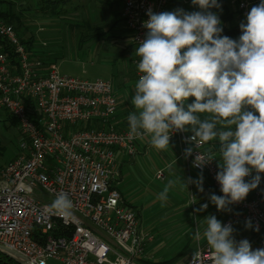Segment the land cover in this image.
Wrapping results in <instances>:
<instances>
[{"label": "built area", "instance_id": "obj_1", "mask_svg": "<svg viewBox=\"0 0 264 264\" xmlns=\"http://www.w3.org/2000/svg\"><path fill=\"white\" fill-rule=\"evenodd\" d=\"M121 2V16L137 47L147 32L143 22L149 8L159 13L191 4V0ZM231 2L238 4L243 16L252 3ZM4 39L13 47L15 58L4 49ZM139 59L134 60L137 81ZM120 102L110 79H83L62 72L56 64H46L32 54L13 25L0 20V112L14 116L22 134L20 153L0 171V252L13 264H39L41 259L46 264H211L208 245L171 263L149 254L153 237L137 210L125 204L119 185L122 156L132 161L140 141H149L150 135L128 138L129 129L121 127ZM191 135L188 131L171 134L170 141L179 146L178 158L206 174L215 192L223 195L215 179L216 156L203 169L193 166L198 152L214 156L207 142L185 157L184 150L193 147L186 142ZM156 177L166 178L163 168ZM263 183L261 175L256 189L229 206L231 214L224 221L232 227L247 219L258 223V232L250 229L237 241L246 238L259 247H264ZM60 192L72 202L71 215L61 217L51 207Z\"/></svg>", "mask_w": 264, "mask_h": 264}, {"label": "clouds", "instance_id": "obj_2", "mask_svg": "<svg viewBox=\"0 0 264 264\" xmlns=\"http://www.w3.org/2000/svg\"><path fill=\"white\" fill-rule=\"evenodd\" d=\"M191 3L198 10L155 13L149 8L146 12L147 32L135 48L141 75L131 97L137 111L128 115V138L150 135V145L164 150L172 133L190 131L186 142L193 147L184 150L186 158L194 148L218 140L215 179L223 195L212 193L209 202L218 211H231L230 205L242 202L260 185L264 173V0L247 12L238 39L221 35V20L212 11L221 7L218 0ZM190 97L194 100L188 103ZM204 113L208 115L201 119L199 114ZM215 158L198 152L193 166L203 169ZM190 182L204 191L202 171ZM172 186L169 180L159 193L161 201L168 199ZM194 203L195 199L189 205ZM72 206L64 192L51 205L61 217L71 215ZM207 208L208 203H203L193 208V214ZM204 219L203 238L211 251V264H264V247L253 249L246 238L237 241L232 225L215 215ZM245 228L259 231L251 219L245 221ZM194 238L201 239L198 226ZM39 264L46 261L41 259Z\"/></svg>", "mask_w": 264, "mask_h": 264}, {"label": "rangeland", "instance_id": "obj_3", "mask_svg": "<svg viewBox=\"0 0 264 264\" xmlns=\"http://www.w3.org/2000/svg\"><path fill=\"white\" fill-rule=\"evenodd\" d=\"M38 1L0 2V20L13 25L18 36L29 41L27 44L32 54L46 63L56 64L62 72L83 79H110L122 97L119 114L121 127L129 129L128 115L137 111L131 103L137 82L134 72L137 47L124 19L119 16L121 0H71L61 7L60 15L39 11ZM251 1L249 10L260 3V0ZM231 6L235 11L234 22H246V16L242 15L238 4L231 2ZM180 8L198 10L192 3ZM1 12H13L16 17L5 18ZM202 115L206 117L208 114ZM218 130H221L219 126ZM21 139L18 124L7 112L3 116L0 114V171L20 153ZM142 141L146 144L139 146L134 159L130 161L131 157H126L129 160L123 164L119 188L125 195V203L140 210L142 225L153 237L148 244L149 254L162 261L185 259L199 247L207 245L203 238L207 227L204 218L215 215L222 223L224 218L214 214L208 202L209 192L199 191L196 184L190 182L198 179L201 172L178 158L179 146L175 141H170L164 150L152 147L150 140ZM208 146L218 151L219 141H209ZM161 168L166 175L164 180L156 177L157 170ZM261 175L264 177V173ZM169 180L173 186L168 199L161 201L159 193ZM208 185L211 187V182L203 175V186ZM41 196L49 199V195L44 192H41ZM193 199L195 203L189 205ZM205 202L208 208L193 214V208ZM197 226L201 234L199 241L194 238ZM233 228L236 240L250 234L245 224ZM252 248L260 247L254 244Z\"/></svg>", "mask_w": 264, "mask_h": 264}, {"label": "trees", "instance_id": "obj_4", "mask_svg": "<svg viewBox=\"0 0 264 264\" xmlns=\"http://www.w3.org/2000/svg\"><path fill=\"white\" fill-rule=\"evenodd\" d=\"M6 1L7 0H0V2H6ZM230 1L231 0H218V2L221 4V7L220 8H213L212 11L215 12L221 20L220 26L223 28V32L221 33V35H227L233 39H238L239 35L241 34V31L239 28L240 23L234 22L235 21V11L233 10L234 8L231 6ZM69 2H71V0H39L38 1V6H40L39 11L47 13V14L50 13L52 15H60V14H62V10H61L62 8L61 7L65 4L69 3ZM1 15L5 18L8 17L9 19L12 17H13V19H15V17H16L13 12H8V13L1 12ZM20 39L29 48V46H28L29 41H26L23 38H20ZM3 45H4V49L6 50V52H8L12 58L13 57L15 58L16 54H15L11 44L7 40L4 39ZM29 50H30V48H29ZM33 55L36 56L35 54H33ZM46 64H49V63H46ZM135 79L137 81L136 73H135ZM192 100H194V98L190 97L188 100V103H191ZM7 114L17 123V120L14 116H12L9 113H7ZM199 115H200L201 119L205 118L202 114H199ZM91 126H93V125H91ZM188 132H190V131H188ZM208 143L209 142H207V145H208ZM203 175L207 176L204 173H203ZM122 177H123V165H122ZM211 187H212V185H211ZM262 190L264 191V183L262 186ZM211 191L216 193L215 190L213 189V187H212ZM137 212L139 213V215L141 217L142 215H141L140 210H137ZM225 220L226 219L224 218V221ZM179 260H183V259H179ZM179 260H176V261H179ZM13 262H14V260L12 258H10L9 256H7L3 253H2V255H0V264H13ZM162 262L171 263V262H175V261L170 260V261H162Z\"/></svg>", "mask_w": 264, "mask_h": 264}, {"label": "crops", "instance_id": "obj_5", "mask_svg": "<svg viewBox=\"0 0 264 264\" xmlns=\"http://www.w3.org/2000/svg\"><path fill=\"white\" fill-rule=\"evenodd\" d=\"M119 16L120 17H122L121 16V11H122V2L120 3V8H119ZM137 47V46H136ZM136 58V57H135ZM50 64V63H49ZM135 72V71H134ZM115 90H116V88H115ZM119 90V89H118ZM117 92V91H116ZM117 93H119V92H117ZM120 94V93H119ZM118 94V95H119ZM119 98H120V100L122 99V97H121V94L119 95ZM3 113L4 114H2V112H0V114L3 116V115H5L6 114V112L5 111H3ZM148 143V142H147ZM146 144V142H143V141H140V145H142V146H144ZM150 144V143H149ZM219 147V146H218ZM207 149H208V151L211 153V154H213L214 156H216L217 157V159L219 160L220 159V153H219V150L217 151H214V150H212L208 145H207ZM122 159L124 160V161H126L127 159H126V157L125 156H122ZM185 162V161H184ZM187 164V163H186ZM124 167V166H123ZM203 189H204V191L203 192H209V195L210 194H212V192H211V189H212V187H210V185H208V186H203ZM121 193H122V195H123V198L125 199V195H124V193L121 191ZM214 193V192H213ZM216 195H218L217 193H215ZM209 202V201H208ZM209 204H210V206L212 205V208H213V212H214V214H219V216H221V217H223V218H225V219H227L228 217H229V215L231 214V211H218L217 210V208H216V206L215 205H213V204H211L210 202H209ZM231 209V208H230ZM248 235V234H247ZM247 235H245V236H247ZM258 246V245H257Z\"/></svg>", "mask_w": 264, "mask_h": 264}]
</instances>
